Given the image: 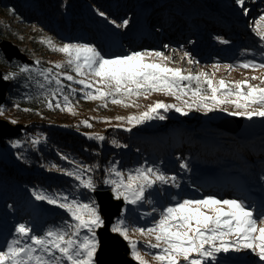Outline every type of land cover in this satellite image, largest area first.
Listing matches in <instances>:
<instances>
[{
	"label": "snow or ice",
	"instance_id": "obj_1",
	"mask_svg": "<svg viewBox=\"0 0 264 264\" xmlns=\"http://www.w3.org/2000/svg\"><path fill=\"white\" fill-rule=\"evenodd\" d=\"M243 15L249 14L245 0H235ZM98 15L108 20L116 28L127 27L129 21L117 23L108 19L103 12ZM253 33L261 42L264 49V14L254 21ZM41 43L52 52L62 54L63 63H55L52 67L33 69L20 66L19 74H28L27 79L33 80L32 73L42 77L43 82L36 81L38 87L44 90L47 107L59 109L61 112H73L69 103V95H63L64 104L57 99V93L63 94L65 85L62 81L70 82L67 87L70 94L77 91L72 84L81 85L83 98L86 100H105L110 98L114 105L133 107L135 102L126 103L125 99L143 97L147 99L152 93H162L182 102L183 106L156 101L147 106V110L139 115L126 118L129 125L135 127L145 121L166 117L159 110L168 112L174 110L180 115L185 111L204 110L205 113L217 110L222 104H230L238 111H228L229 116H242L251 120L254 117L264 118V87L249 83L248 78L227 84L225 80H214L205 71L193 74L180 67H169L173 57L162 51H132L126 55L105 57L93 45L87 43L62 42L57 44L52 38ZM220 43H227L220 40ZM168 46L165 45V48ZM175 51V50H173ZM188 63L197 64L187 52L182 59ZM39 65V60L34 62ZM223 67L226 71L234 70V66L213 64L214 70ZM243 69L264 70V62L248 61L240 63ZM70 73H75L72 75ZM17 73L4 75L2 79H15ZM260 79L252 76L251 80ZM184 82H187L186 84ZM193 82L195 87H192ZM55 87H47L51 85ZM264 84V79H260ZM202 85H206L203 88ZM92 89V91H83ZM234 89V91H233ZM51 91V98L47 92ZM210 94V95H209ZM123 98H117V97ZM189 97L192 103L185 100ZM234 97V99H233ZM53 100L56 103L53 104ZM210 101V103H208ZM106 107V103L101 105ZM19 110V104L14 103ZM227 111V109H221ZM6 109L0 106V116L5 115ZM28 112L30 109L24 108ZM74 114V113H73ZM124 117H117L118 121ZM15 125V119L10 121ZM85 127H91L87 121ZM131 131V128H125ZM89 139L103 141L104 136H89ZM39 141L33 139L31 143ZM115 147H127L112 141ZM18 141L12 142V147H19ZM20 158V157H18ZM61 159H68L61 155ZM75 163V170L59 169L63 175L78 181L76 187L83 188L89 193L97 190V182L91 173L98 165L82 166ZM119 162L110 163L104 169L102 180L104 186L116 201L133 206L140 211L144 205L150 211L141 212L139 219L145 220L143 226L130 225L126 217V209H121L119 216L111 224L109 231L121 237L130 249V256L135 264H264V213L256 215L253 209L239 199H218L215 196L202 198H178L170 196V203L161 204L157 197L167 195L166 188H180V182L175 174L169 175L158 166L149 165L147 161L132 169L121 170ZM179 168L188 170V164L181 161ZM264 180V176L260 177ZM37 201H44L57 209L63 210L70 219H65L61 225L52 226L37 234L33 227L26 223H17L10 236L0 241V264H96L99 248L97 230L105 227V220L94 198L88 202L57 192L45 194L33 191ZM144 238L143 249L138 240L132 236ZM150 257V259H149Z\"/></svg>",
	"mask_w": 264,
	"mask_h": 264
},
{
	"label": "rangeland",
	"instance_id": "obj_2",
	"mask_svg": "<svg viewBox=\"0 0 264 264\" xmlns=\"http://www.w3.org/2000/svg\"><path fill=\"white\" fill-rule=\"evenodd\" d=\"M182 1H185L187 5L182 6ZM78 6L90 27V31L83 30L79 37L65 36L64 32L55 25L54 32L51 33L46 27L34 23L24 27L21 33L8 38L34 62L37 60L41 62L39 65L22 63L24 66L43 69L52 67L55 63H63L62 54L52 52L41 43L47 38H52L57 44L62 42L91 44L102 55L109 58L126 55L132 51H162L165 55L173 57L172 63L168 66L180 67L186 70L185 74L187 71L193 74L205 71L214 80L223 79L227 84L248 78L249 83L264 87V84H260V79H264V70L253 71L238 67L240 63L248 61L264 62V49L261 48V42L252 31L255 26L254 21L264 14V0H245V6L249 9L247 16L243 15L241 9L236 6L235 0H131L122 8L115 2L109 3L108 9L103 13L108 19L117 23L127 19L129 23L125 28H116L104 17L98 15V12H101V6L99 8L82 0H79ZM220 40H225L227 43L222 44ZM165 45L168 47L165 48ZM185 52L198 63L190 65L187 58L182 59ZM213 64L221 66L230 64L234 66V70L229 72L223 67L214 70ZM70 74L75 75V73ZM32 76L34 77L32 84L38 87L36 81L43 82V78L36 76L35 72ZM252 76L260 79L251 80ZM62 83L65 88L63 94L57 93V99L63 105V95H69V103L73 109L71 115L89 124L92 120H98L124 129L131 128L136 136L132 146L137 142H145L146 147L153 146L159 152L154 160L151 158L147 160L144 157L135 161L131 156L135 151L134 148L122 149L115 158L110 156L108 161H105V166L107 163L110 165L118 161V167L121 170H127L147 161L149 165L158 166L169 175L175 174L180 182V188H166L167 195L157 197L161 204L170 203L171 195H177L181 199L215 196L218 199L242 200L253 209L256 215L264 213V180L260 179L264 176V135L251 142H238L244 150L241 154L234 153L241 158L235 160L231 157L230 138L198 128L199 121L203 118L227 114L228 111H238L234 106L222 104L217 110L207 113L203 109L197 111L193 108L189 111L185 108L187 115H180L174 110L163 112L161 109L159 112L166 117L164 120H148L133 127L127 123L126 118L146 111L148 105L161 101L183 106L182 102L162 93H152L147 99L141 96L128 100L118 96L117 98L125 99L126 103L134 101L137 105L124 107L112 104L110 98L84 99L83 92L80 91L81 85L72 84L71 87L77 91L70 94L67 87L70 82L62 81ZM47 87L51 88L55 85ZM192 87H195L194 82ZM202 87L207 86L202 85ZM83 91H92V89ZM47 94L51 95V91ZM184 99L192 103L189 97ZM53 102L56 103V100ZM105 103L106 107L101 106ZM221 109H227V111ZM117 117L125 119L118 121ZM261 119L264 121V118ZM94 125L101 127V124ZM89 133H93L89 136H95L94 133L97 131ZM24 143L35 147L29 140H25ZM8 154L9 149L0 151V158ZM181 161L188 164L187 171L179 168ZM104 176L103 171L98 179L96 178L97 188L106 187L102 183ZM33 191L45 194L61 192L82 202H88L94 198L87 190L79 193L80 196H78L75 192L68 193L61 189L52 190L18 182L7 184L0 180V241L10 236L17 223L26 222L39 234L49 227L61 225L65 219H70L63 210L48 205L44 201L35 200ZM123 209H126L129 224L140 226L146 223L145 220L139 219L141 212L150 211L148 205H144L140 211L130 205H125ZM132 239L138 240L143 249L144 238L134 235Z\"/></svg>",
	"mask_w": 264,
	"mask_h": 264
},
{
	"label": "trees",
	"instance_id": "obj_3",
	"mask_svg": "<svg viewBox=\"0 0 264 264\" xmlns=\"http://www.w3.org/2000/svg\"><path fill=\"white\" fill-rule=\"evenodd\" d=\"M82 1L90 2L99 8L101 6V12H106L111 2L117 3L122 8L131 0ZM78 4L79 0H0V41L9 40L10 36L21 33L24 27L34 23L46 27L51 33L54 32L55 25L64 32L65 36L79 37L83 30L90 31V27ZM181 5L187 4L182 1ZM20 66L24 65L17 60L8 62L0 51V70L3 75L17 73L15 79L9 80L7 99L2 105L6 111L0 118L9 123L15 119L16 124L24 126L23 133L0 141V151L9 149L8 156L0 158V180L4 183L18 182L52 190L61 189L68 193L75 192L80 196L79 193H84L85 189L76 187L78 181L63 175L61 171L53 168V165L70 171L75 170V163L70 164L69 160L82 166L98 165L99 167L93 172L85 173V177L91 175L97 180L104 168L109 165L107 163L105 166V161H108L110 156L115 158L122 149L134 148L135 151L131 156L135 161L144 157L147 160L148 158L154 160L158 155L159 152L153 146L146 147L145 142H137L132 146L136 138L133 131L127 132L124 128L104 124L98 120H92L91 127H85L80 118L66 111L61 112L55 107L49 109L43 90L34 87L32 80L27 79V74H19ZM47 96L51 98V95L47 94ZM14 103L19 104V110L14 107ZM24 108L30 111L25 112ZM94 124H101V127H96ZM96 128L98 130H95ZM90 131H97L94 135L104 136L105 139L100 142L89 139V135L93 134L89 133ZM33 139L39 141L35 147L25 145V140L31 142ZM113 140L127 147H115L112 144ZM13 141H18L20 146L13 148ZM230 144L231 157L240 160L241 158L234 153L241 154L244 148L232 138ZM61 155L68 159H61Z\"/></svg>",
	"mask_w": 264,
	"mask_h": 264
},
{
	"label": "water",
	"instance_id": "obj_4",
	"mask_svg": "<svg viewBox=\"0 0 264 264\" xmlns=\"http://www.w3.org/2000/svg\"><path fill=\"white\" fill-rule=\"evenodd\" d=\"M0 50L8 62L17 60L24 64L34 63L33 59H30L16 44L9 40L0 41ZM3 76L0 70V106L7 99V90L10 85V81L2 79ZM23 128L22 124L13 125L0 118V141L21 134ZM198 128L230 137L239 143L251 142L264 135V121L259 117L248 120L242 116L218 114L201 119ZM91 194L105 220V227L97 230L99 248L96 255V264H135V261L129 255L130 249L127 243L121 237L109 231L111 224L125 206L123 201L114 200L107 187H98Z\"/></svg>",
	"mask_w": 264,
	"mask_h": 264
}]
</instances>
